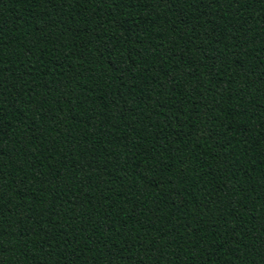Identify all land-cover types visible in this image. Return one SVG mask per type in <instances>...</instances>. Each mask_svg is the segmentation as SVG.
<instances>
[{
	"label": "trees",
	"instance_id": "trees-1",
	"mask_svg": "<svg viewBox=\"0 0 264 264\" xmlns=\"http://www.w3.org/2000/svg\"><path fill=\"white\" fill-rule=\"evenodd\" d=\"M0 264H264V0H0Z\"/></svg>",
	"mask_w": 264,
	"mask_h": 264
}]
</instances>
